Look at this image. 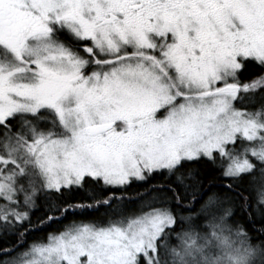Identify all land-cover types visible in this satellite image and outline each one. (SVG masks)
I'll list each match as a JSON object with an SVG mask.
<instances>
[{
	"label": "snow or ice",
	"instance_id": "snow-or-ice-1",
	"mask_svg": "<svg viewBox=\"0 0 264 264\" xmlns=\"http://www.w3.org/2000/svg\"><path fill=\"white\" fill-rule=\"evenodd\" d=\"M0 264H264V0H0Z\"/></svg>",
	"mask_w": 264,
	"mask_h": 264
}]
</instances>
